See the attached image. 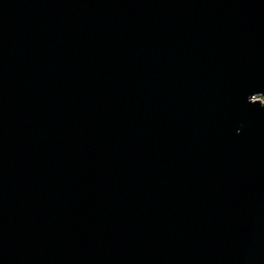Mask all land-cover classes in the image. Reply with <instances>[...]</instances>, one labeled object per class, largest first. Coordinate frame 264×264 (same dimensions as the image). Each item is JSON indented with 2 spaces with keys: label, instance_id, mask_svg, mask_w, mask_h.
<instances>
[{
  "label": "water",
  "instance_id": "obj_1",
  "mask_svg": "<svg viewBox=\"0 0 264 264\" xmlns=\"http://www.w3.org/2000/svg\"><path fill=\"white\" fill-rule=\"evenodd\" d=\"M264 0H0V264H264Z\"/></svg>",
  "mask_w": 264,
  "mask_h": 264
},
{
  "label": "rangeland",
  "instance_id": "obj_2",
  "mask_svg": "<svg viewBox=\"0 0 264 264\" xmlns=\"http://www.w3.org/2000/svg\"><path fill=\"white\" fill-rule=\"evenodd\" d=\"M259 101H261L264 104V98H258Z\"/></svg>",
  "mask_w": 264,
  "mask_h": 264
}]
</instances>
